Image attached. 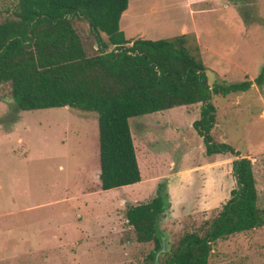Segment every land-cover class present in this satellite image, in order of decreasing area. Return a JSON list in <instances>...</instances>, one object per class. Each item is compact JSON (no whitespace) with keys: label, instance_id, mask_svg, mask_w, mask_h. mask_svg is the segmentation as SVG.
Here are the masks:
<instances>
[{"label":"rangeland","instance_id":"374dc122","mask_svg":"<svg viewBox=\"0 0 264 264\" xmlns=\"http://www.w3.org/2000/svg\"><path fill=\"white\" fill-rule=\"evenodd\" d=\"M14 2L0 0V21L10 17ZM229 2L246 28L239 38L233 12L222 11L211 12L209 24H197L199 46L192 34L182 35L205 66L208 83L252 81L264 60V0ZM73 26L92 52L96 45L86 22L75 19ZM229 29L237 36L223 33ZM220 44L229 47L217 56L211 49ZM209 102L215 108L209 135L231 145L237 156L204 153L191 126L199 102L132 116L140 179L98 188L87 212L81 197L98 181L95 113L66 106L18 110L9 83H0V264H153L147 258L152 242L135 240L126 207L149 200L163 181L168 206L158 226L164 247L174 246L184 232L202 234L236 187L231 161L237 157L250 161L256 206L264 209V78L245 91L211 94ZM74 214L86 220V233L75 229ZM207 264H264V223L214 240Z\"/></svg>","mask_w":264,"mask_h":264},{"label":"trees","instance_id":"16d2710c","mask_svg":"<svg viewBox=\"0 0 264 264\" xmlns=\"http://www.w3.org/2000/svg\"><path fill=\"white\" fill-rule=\"evenodd\" d=\"M127 0H15L10 17L0 21V83L8 82L18 110L66 106L96 115L99 188L140 179L128 119L153 111L199 102L191 126L206 155L238 151L209 135L214 119L211 94L245 91L261 85L264 60L253 80L207 82L206 68L185 46L182 35L125 39L118 18ZM84 20L96 47L90 53L73 26ZM235 188L202 234L184 232L169 248L161 247L159 219L168 206L165 183L154 195L129 205L124 217L138 242H152L147 258L157 264H207L210 243L264 223L256 206L250 161H231ZM160 257H162L160 259Z\"/></svg>","mask_w":264,"mask_h":264},{"label":"crops","instance_id":"0c3cea01","mask_svg":"<svg viewBox=\"0 0 264 264\" xmlns=\"http://www.w3.org/2000/svg\"><path fill=\"white\" fill-rule=\"evenodd\" d=\"M231 8L233 7H231L229 0H127L126 8L121 12L118 18V28L123 33L125 39L137 37L158 39L159 37L171 38L178 35H185V33L186 35L192 34L195 44L199 46L198 29L200 26H204V24H209L211 12L217 13L222 11V15L225 14V16H227L232 14L233 11H229ZM233 14L235 16L234 12ZM236 16L235 20L238 27L234 26L241 29L238 33L239 38L240 35L245 32L246 28L240 17ZM226 21L224 24H231L229 21ZM211 23L213 22L211 21ZM197 24L200 26L198 27ZM151 25L154 27L150 28L149 26ZM229 32L236 35V33L230 31V29L223 33L229 34ZM225 47L229 46L225 45ZM225 47L220 44L218 47L219 50L214 51L211 49V52L217 54V56L224 55L223 51ZM98 188L99 182L97 181L94 190L85 192L81 197L80 202L87 212H89L91 209L90 205L93 203V201L90 200V196L93 195V192H97ZM78 216L79 217H76L74 214L77 220L75 229L79 232H81L82 229L86 233V220L82 221L81 214H78ZM76 238H79V236L71 240L72 244L75 243ZM55 239H57V241L61 240L59 238ZM83 239H86V235L81 241H83Z\"/></svg>","mask_w":264,"mask_h":264},{"label":"water","instance_id":"95a60500","mask_svg":"<svg viewBox=\"0 0 264 264\" xmlns=\"http://www.w3.org/2000/svg\"><path fill=\"white\" fill-rule=\"evenodd\" d=\"M163 248H164V240H163V237H161V247H160V251L163 250ZM157 254H158V252L155 253V255H154V258H153L154 263L153 264H156Z\"/></svg>","mask_w":264,"mask_h":264}]
</instances>
